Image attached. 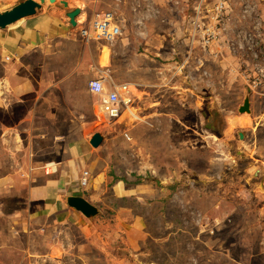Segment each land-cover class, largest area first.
Returning <instances> with one entry per match:
<instances>
[{"label":"crops","instance_id":"0c3cea01","mask_svg":"<svg viewBox=\"0 0 264 264\" xmlns=\"http://www.w3.org/2000/svg\"><path fill=\"white\" fill-rule=\"evenodd\" d=\"M21 1L0 0V13ZM61 1L80 11L78 25L47 0L34 17L0 30V264H7L3 258L11 251L16 264L57 263L69 253L67 242L82 246L89 229L68 198H83L99 209L110 196L118 203L133 190L148 196L147 190L124 187L120 170L132 166L134 149L142 144L145 151L151 140L159 147L185 137L193 143L200 135L199 103H204L192 72L198 65L193 58L180 64L189 37L174 42L167 34L141 33L135 19L121 37L107 42L97 37L94 22L112 13L105 9L117 2L106 7V0ZM137 61L145 62L142 73ZM237 69L228 59L229 80ZM94 80L104 83L105 95L119 96V119L94 117ZM244 102L238 98L227 111L224 136L235 122L233 132L245 137L242 129L249 118L239 112ZM130 108L140 115L134 123L126 116ZM97 133L104 141L94 148L90 140ZM51 164L57 169L53 174L46 172ZM112 170L119 171L115 184L109 181Z\"/></svg>","mask_w":264,"mask_h":264},{"label":"rangeland","instance_id":"374dc122","mask_svg":"<svg viewBox=\"0 0 264 264\" xmlns=\"http://www.w3.org/2000/svg\"><path fill=\"white\" fill-rule=\"evenodd\" d=\"M114 1L105 10L115 15L122 33L136 19L141 33L167 34L174 42L189 37L180 64L193 58L198 65L192 72L204 103L199 139L168 140L162 147L151 140L145 151L139 144L132 166L120 173L125 188L147 190L148 196L133 190L119 198L121 203L110 196L99 215L87 219L82 246L67 242L69 253L57 263L35 264H264V80L258 81L264 70V0H227L226 23L208 46L191 43V2ZM213 3L207 0L204 21ZM228 59L238 65L231 80ZM144 64L137 61V72L147 68ZM238 98H249L253 109L244 114L249 122L242 139L238 132L223 135L227 111ZM118 172L109 173L110 182ZM16 242L22 246L26 240ZM3 259L18 261L12 251Z\"/></svg>","mask_w":264,"mask_h":264},{"label":"built area","instance_id":"2783aa9c","mask_svg":"<svg viewBox=\"0 0 264 264\" xmlns=\"http://www.w3.org/2000/svg\"><path fill=\"white\" fill-rule=\"evenodd\" d=\"M188 3L191 2V8L193 9V17L190 21V25L193 27L191 43L201 40L205 45H210L216 40L219 35L218 29L224 27L225 13L227 9V0H213L211 8L208 9L210 18L208 21L203 20L202 13L207 5V0H184ZM205 28V29H204ZM94 29L97 33V37L107 42H114L122 36V29L118 25L115 16L112 13H105L101 18H98L94 22ZM86 35L85 32H83ZM193 48H191L188 55L192 56ZM192 53V54H191ZM264 80V70H261V78L258 80L262 82ZM90 91L93 96L98 100L93 104L94 117L101 122H111L121 117L122 111L120 108L119 96L116 93H110L105 95L104 83L100 80H94L90 83ZM131 101L128 100V103ZM56 141H61V138H56ZM57 171L56 167L51 164L47 167L46 172L53 174ZM89 174L86 172L83 176V184L88 183Z\"/></svg>","mask_w":264,"mask_h":264},{"label":"water","instance_id":"95a60500","mask_svg":"<svg viewBox=\"0 0 264 264\" xmlns=\"http://www.w3.org/2000/svg\"><path fill=\"white\" fill-rule=\"evenodd\" d=\"M47 0H24L14 5L13 7L0 13V30H5L16 23L34 17L43 7ZM50 4H54L57 7L62 8L68 12L69 18L74 19L78 14L79 10H70L67 2L57 0H48ZM251 103L249 98H246L243 106L240 108L239 112L241 114L251 113ZM243 136H241V139ZM104 141V136L101 133H97L92 136L90 144L94 148H99ZM67 204L69 207L75 209L76 211L82 213L88 220H93L99 215V210L87 202L83 198L70 197L67 199Z\"/></svg>","mask_w":264,"mask_h":264},{"label":"bare ground","instance_id":"6f19581e","mask_svg":"<svg viewBox=\"0 0 264 264\" xmlns=\"http://www.w3.org/2000/svg\"><path fill=\"white\" fill-rule=\"evenodd\" d=\"M68 6H69V9H70V10H71L72 8H74L73 4H70V3H69ZM81 18H82V15H79V16H76L74 19L69 18L68 21H69L72 25H78V24H79L78 21H80ZM76 20H77V21H76ZM199 105L201 106V103H199ZM126 116H127V117H130V118H133V123H134L135 121H137V120L140 119V115L138 114V111L135 110V109H133V108H130V109H129V111H128V113H127ZM133 123H132V124H133ZM234 129H235V122H232V123L230 124V131L233 132Z\"/></svg>","mask_w":264,"mask_h":264}]
</instances>
